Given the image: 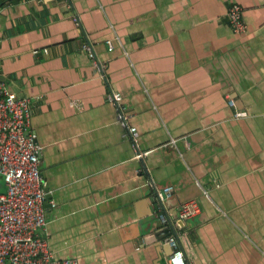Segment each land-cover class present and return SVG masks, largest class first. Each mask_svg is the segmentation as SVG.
Here are the masks:
<instances>
[{
	"label": "crops",
	"instance_id": "obj_1",
	"mask_svg": "<svg viewBox=\"0 0 264 264\" xmlns=\"http://www.w3.org/2000/svg\"><path fill=\"white\" fill-rule=\"evenodd\" d=\"M0 82L30 101L57 259L170 264L166 213L187 264H264V0H0Z\"/></svg>",
	"mask_w": 264,
	"mask_h": 264
},
{
	"label": "built area",
	"instance_id": "obj_2",
	"mask_svg": "<svg viewBox=\"0 0 264 264\" xmlns=\"http://www.w3.org/2000/svg\"><path fill=\"white\" fill-rule=\"evenodd\" d=\"M227 20L236 34L247 32L244 10L232 4L226 13ZM84 50L92 55L91 48ZM114 46L109 42V51ZM119 93H110L108 101L117 108V118L128 128L137 158L140 153L137 144V131L129 125ZM228 103L235 107V101L228 97ZM31 105L26 98L16 97L6 83L0 82V178L6 188L0 193V264H79L75 259H57L52 253L48 241L40 232L47 227L43 178L40 170L41 146L31 128ZM246 116L237 112V119ZM173 194L171 186L165 187L162 193L157 192L159 201L164 195ZM200 213V206L195 201L182 205L180 221H186ZM160 221L164 225L162 235L172 250L170 264H187L186 255L179 245L177 235L166 213L161 214Z\"/></svg>",
	"mask_w": 264,
	"mask_h": 264
},
{
	"label": "water",
	"instance_id": "obj_3",
	"mask_svg": "<svg viewBox=\"0 0 264 264\" xmlns=\"http://www.w3.org/2000/svg\"><path fill=\"white\" fill-rule=\"evenodd\" d=\"M50 199H51V196L49 194H47L46 202L49 203ZM180 223H182V221ZM170 254L172 255V250H171V253Z\"/></svg>",
	"mask_w": 264,
	"mask_h": 264
},
{
	"label": "rangeland",
	"instance_id": "obj_4",
	"mask_svg": "<svg viewBox=\"0 0 264 264\" xmlns=\"http://www.w3.org/2000/svg\"><path fill=\"white\" fill-rule=\"evenodd\" d=\"M2 181H0V192H2L3 190L1 189V187H2Z\"/></svg>",
	"mask_w": 264,
	"mask_h": 264
},
{
	"label": "trees",
	"instance_id": "obj_5",
	"mask_svg": "<svg viewBox=\"0 0 264 264\" xmlns=\"http://www.w3.org/2000/svg\"><path fill=\"white\" fill-rule=\"evenodd\" d=\"M17 1H20V0H17ZM1 179V178H0ZM1 181V180H0ZM2 183H3V180H2Z\"/></svg>",
	"mask_w": 264,
	"mask_h": 264
}]
</instances>
